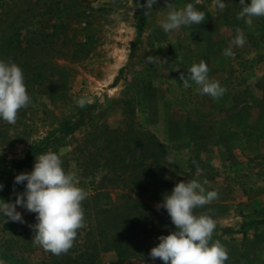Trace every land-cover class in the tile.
Segmentation results:
<instances>
[{
  "label": "rangeland",
  "instance_id": "obj_1",
  "mask_svg": "<svg viewBox=\"0 0 264 264\" xmlns=\"http://www.w3.org/2000/svg\"><path fill=\"white\" fill-rule=\"evenodd\" d=\"M169 2L177 10L192 3L206 19L200 25L165 33L160 25L169 11L164 0L153 5L143 29L138 23L137 0H10L0 11L3 31L13 32L12 26L18 23V32L32 43L58 42L68 52L67 58L59 60L67 76L56 72L47 85L27 92L30 103L19 110L16 123L0 133V149L8 161L22 158L31 142L55 128L68 108L82 97L89 98L90 105L98 104L100 124L117 128L132 116L136 127L156 134L167 146L174 170L183 173L186 181L196 180L206 192L218 193L211 203L193 209L194 215L214 220L213 234L222 228L238 230L264 217V132L250 137L246 128L261 117L264 129V41L259 37L251 40L252 31L239 28L246 43H231L238 28L227 11L229 0H223L226 7L222 11L213 0ZM79 12L83 15L77 21ZM227 48L234 55L225 56ZM148 56L158 57L160 62L147 64ZM201 60L208 65L209 79L226 90L221 97L199 93V86L191 81V87H184L181 73L187 76V69ZM174 66L179 70H173ZM45 74L52 78L51 70ZM247 105L252 107L251 119L235 118ZM201 121L214 135L208 145L200 136ZM74 148L66 146L56 153L66 174L75 166ZM115 186L109 185L112 199ZM16 210L25 223L0 219V245L15 232L24 238L34 235L29 225L37 223V214L19 205ZM158 232L160 227L143 239L142 255L124 262L110 259L107 264H164L149 256L160 243L158 238L169 235ZM241 242H235L232 249L225 247L230 260L244 255L240 264H264V242L249 248ZM44 252L48 254L36 250L31 257H44Z\"/></svg>",
  "mask_w": 264,
  "mask_h": 264
},
{
  "label": "trees",
  "instance_id": "obj_2",
  "mask_svg": "<svg viewBox=\"0 0 264 264\" xmlns=\"http://www.w3.org/2000/svg\"><path fill=\"white\" fill-rule=\"evenodd\" d=\"M9 1L0 0V11ZM138 2L145 4L146 0ZM250 2L245 0V4ZM227 7L235 29H248L252 31L248 35L251 40L259 37L260 41H264V17H253L249 26L245 19H237L242 10L240 0H229ZM145 11L147 9L138 8L141 29L150 16V11L144 14ZM82 15L79 12L75 20L81 19ZM16 25L18 28V23ZM16 25L12 26L13 32L5 33L0 24V61L15 63L22 69L27 92L47 85L46 81H52L56 72L67 76L59 60L67 58L68 52H64L58 42L28 41L18 32ZM48 70H51L52 78L45 74ZM118 81L119 77L115 85ZM97 106V103L84 107L72 105L68 113L62 114L55 128L42 139L31 142L22 158L8 161L7 155L0 149V184L4 185L0 190V199L10 202L16 199L17 193L24 192L27 183L15 184V176L31 170L36 157L49 150L58 153L63 147L75 146L72 152L75 166L70 173H76L78 186L88 193L81 206L84 222L89 221L77 230L73 246L68 252L59 256L48 251V254L44 252V257L32 258V253L43 248L33 243L34 235L24 238L22 233L15 232L0 245V264H107L110 259L124 262L144 253L143 239L155 233L158 227V234H170L176 230L167 210H157L153 206L161 203L164 195L171 193L177 183L187 182L181 176L183 173L174 170L167 146L156 134L136 127L132 116L126 117L121 127L100 124ZM251 109L247 105L234 117L249 121ZM9 125L0 119V133ZM200 126V136L208 145L214 135L206 130L208 126L205 123L202 122ZM262 126L261 117L253 125L247 124V136H261L260 133L264 132ZM68 169H71L69 165ZM99 178L102 179L97 184ZM112 183L116 186L111 190L117 192L114 199L109 195V185ZM217 240L229 249L235 247L233 244L238 240L246 248L258 247L264 242V217L245 223L238 230H216L210 245ZM227 253L225 264H240L245 258L243 255L230 260V252Z\"/></svg>",
  "mask_w": 264,
  "mask_h": 264
},
{
  "label": "clouds",
  "instance_id": "obj_3",
  "mask_svg": "<svg viewBox=\"0 0 264 264\" xmlns=\"http://www.w3.org/2000/svg\"><path fill=\"white\" fill-rule=\"evenodd\" d=\"M164 2L166 9H169L166 18L160 22L165 33L181 26L200 25L206 19V14L197 10L192 3L177 10L169 0ZM156 3L157 0H146L145 4H140L137 0V7L147 9L144 13L147 14ZM213 3L220 11L226 7L223 0H213ZM240 5L242 10L237 19H245L249 26L253 17H264V0H251L250 4L240 0ZM231 43L236 46L246 43L239 28ZM223 54L234 55L231 48L225 49ZM157 61L160 62L159 58L154 56L146 59L147 64ZM173 70L178 71L179 68L174 66ZM208 73L207 63L201 60L187 69V76L181 73L180 79L185 88L192 86L191 81L199 86V93L213 99L219 98L226 90L219 82L211 81ZM91 102L89 98L82 97L77 104L84 107ZM29 103L22 69L15 63L0 61V119L15 124L18 111ZM25 181V190L16 194L15 202L0 199V216L25 223L21 213L16 210L18 205L30 213H36L37 223L29 225L34 232L33 243L57 256L67 253L73 246L77 230L84 226L81 203L88 193L78 186L76 173H65L60 156L51 150L35 158L30 173L21 172L15 176V184H24ZM3 187L0 184V190ZM216 198V191L206 192L196 180L177 183L171 193L165 194L162 202L156 205L157 210H167L176 230L158 238L160 243L151 249L150 258H159L164 264H225L228 260L225 247L218 240L211 245L209 243L216 227L214 220L207 215L193 214V209L209 204Z\"/></svg>",
  "mask_w": 264,
  "mask_h": 264
}]
</instances>
